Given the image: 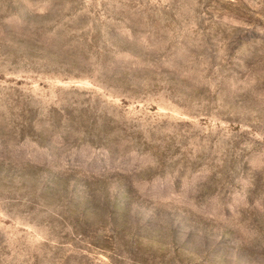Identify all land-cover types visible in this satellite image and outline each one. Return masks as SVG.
I'll use <instances>...</instances> for the list:
<instances>
[{
    "label": "rangeland",
    "instance_id": "374dc122",
    "mask_svg": "<svg viewBox=\"0 0 264 264\" xmlns=\"http://www.w3.org/2000/svg\"><path fill=\"white\" fill-rule=\"evenodd\" d=\"M0 264H264V0H0Z\"/></svg>",
    "mask_w": 264,
    "mask_h": 264
}]
</instances>
